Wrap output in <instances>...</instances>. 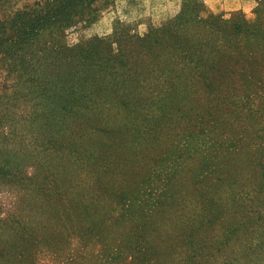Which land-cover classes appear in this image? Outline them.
Listing matches in <instances>:
<instances>
[{"label": "trees", "instance_id": "trees-1", "mask_svg": "<svg viewBox=\"0 0 264 264\" xmlns=\"http://www.w3.org/2000/svg\"><path fill=\"white\" fill-rule=\"evenodd\" d=\"M108 1L0 0V264H264V0L68 44Z\"/></svg>", "mask_w": 264, "mask_h": 264}, {"label": "rangeland", "instance_id": "rangeland-1", "mask_svg": "<svg viewBox=\"0 0 264 264\" xmlns=\"http://www.w3.org/2000/svg\"><path fill=\"white\" fill-rule=\"evenodd\" d=\"M17 7L31 3L32 0H16ZM257 0H201L204 6L214 14H229L240 12L246 17H251V13L256 6ZM180 0H109L106 5L101 6L98 10L96 20L88 25V27H77V29L69 30L66 34V41L72 45L79 40L90 38L93 36H106L111 31V26L114 20L120 21L122 24H130L136 27L138 33H143L147 25H158L171 17L178 11ZM1 56V55H0ZM16 76L12 69L7 67L0 58V100L10 97V91L13 89L8 86L14 82ZM1 103V102H0ZM12 101L10 104H14ZM2 107V106H1ZM10 111L20 113V108H11ZM5 129V128H4ZM3 129V130H4ZM7 131V130H4ZM1 200L5 203L14 200V195L10 192L1 195ZM79 241L76 237L71 236L70 243L65 248V252H71ZM81 249V248H80ZM97 252V246L88 244L83 250H79L74 259L80 261L83 257L82 264L85 261L90 263V258ZM58 257L63 260L66 257L65 253H58ZM63 255V256H61ZM72 259V258H71ZM73 259V261H75ZM44 264H55L51 257L42 256L40 258Z\"/></svg>", "mask_w": 264, "mask_h": 264}]
</instances>
